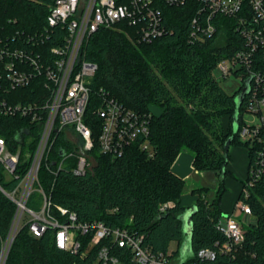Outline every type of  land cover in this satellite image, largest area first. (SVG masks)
<instances>
[{
	"label": "trees",
	"instance_id": "16d2710c",
	"mask_svg": "<svg viewBox=\"0 0 264 264\" xmlns=\"http://www.w3.org/2000/svg\"><path fill=\"white\" fill-rule=\"evenodd\" d=\"M55 0H0V31L19 45L39 53L44 62L52 61V46L62 42V26L48 28L47 15ZM118 3L128 0H116ZM162 13L165 31L151 41L140 38L141 23L122 20L111 27L101 26L87 35L81 58L96 62L98 69L90 87L91 103L86 122L91 126L94 147L90 151L88 169L83 174L73 171L77 158L70 156L59 162L66 151L75 147L61 133L47 162L40 168L39 181L52 202V210L62 221L65 217L57 206H64L78 215L81 221L98 220L111 228L122 227L142 235L143 243L153 251H169L172 241L176 248L172 257L181 263L180 255L186 240L181 215L189 206L182 204L185 180L172 170V165L185 148L193 151V166L216 169L221 176L217 196L210 201L198 196L193 214L194 232L191 254L182 263L197 261V251L224 241L225 235L217 226L223 214L220 205L225 190L224 177L230 172L231 155L226 142L247 148L249 171L255 150L242 141L239 129L243 123L245 97L239 117V129L234 132L235 96L226 91L215 74L217 63L244 45L237 30L236 17L216 14L217 30L211 36L196 39L191 35L192 18L198 11L197 0L170 4L155 0ZM48 28V31H47ZM49 33V34H48ZM264 62V57H262ZM44 91L33 92L29 87L13 91L10 100H29L42 97ZM103 92L139 114H150L147 135H140L120 156L100 150L98 142L102 119L94 112ZM230 121L226 130L224 116ZM21 120L0 117V134L12 136ZM147 143V147L143 143ZM242 180L245 187L246 181ZM20 178L7 179L0 163V185L13 189ZM204 189L208 190L206 187ZM245 199L251 206L255 222L248 225L243 244L232 255L219 254L218 261L229 264H264V173L248 188ZM197 190H193L195 193ZM32 194L28 205L40 207V195ZM241 191L239 198H243ZM172 201L164 211L161 204ZM16 203L0 189V253L3 241L10 233ZM93 232L77 238L78 252L60 248L54 232L47 229L34 235L29 223H23L16 233L4 264H101L98 253L106 246L119 264H138L127 246H120L112 236L92 242Z\"/></svg>",
	"mask_w": 264,
	"mask_h": 264
},
{
	"label": "built area",
	"instance_id": "2783aa9c",
	"mask_svg": "<svg viewBox=\"0 0 264 264\" xmlns=\"http://www.w3.org/2000/svg\"><path fill=\"white\" fill-rule=\"evenodd\" d=\"M180 5L187 0H164ZM198 11L192 18L191 35L204 39L216 30L214 16L222 14L236 17L237 30L244 39V45L230 56L217 63L220 77L232 73L241 75L242 85L251 77V90L243 123L239 129L240 139L248 142L255 150V158L249 171L243 198H239L236 209L252 214L248 188L253 186L264 173V0H197ZM155 0H55L47 15L48 28L62 26L64 33L58 36L62 42L52 46L55 54L52 61L44 62L35 50L12 45L11 40L0 31V117H18L21 122L12 136L0 134V163L7 179L20 178L16 186L0 189L16 203L12 228L19 222L29 223L30 231L42 235L47 229L54 232V241L60 248L78 252L81 242L78 232H93L92 242L97 243L106 236H112L120 246H127L138 264H182L172 257L171 251H153L143 243V236L133 234L126 228H111L104 222L81 221L76 212L58 205V212L52 210V202L39 181L40 168L47 162L49 153L63 133L75 147L66 151L59 162L70 156L77 158L73 171L83 174L88 169L90 151L94 147L91 126L86 122V112L91 103L90 83L96 74L98 64L81 58L84 41L90 33L101 26L111 27L122 20L141 23L140 38L151 41L162 35L160 8ZM47 28V31H48ZM49 34V33H48ZM241 85V86H242ZM29 87L35 94L43 92L40 98L10 100L13 91ZM102 102L94 112L102 119L98 139L100 150L113 156H120L127 144L140 135H147L150 114H139L120 101L103 92ZM247 115V116H246ZM147 147V143H143ZM93 159V158H92ZM36 192L40 195V207L28 205L29 197ZM172 201L161 204L164 211ZM217 226L225 240L217 241L213 247L197 251V261L185 264H229L218 261L219 254L233 255L243 244L247 225L232 213L219 216ZM11 230L5 246L9 244ZM5 247V249H6ZM5 254V250H4ZM101 264H119L116 256L102 246L98 253Z\"/></svg>",
	"mask_w": 264,
	"mask_h": 264
},
{
	"label": "rangeland",
	"instance_id": "374dc122",
	"mask_svg": "<svg viewBox=\"0 0 264 264\" xmlns=\"http://www.w3.org/2000/svg\"><path fill=\"white\" fill-rule=\"evenodd\" d=\"M215 74L219 79L223 88L230 93H233L234 91L239 89V87L242 85L241 75L238 73H232L227 77H220V70L216 68ZM246 113L247 111L243 113V118ZM229 121H230L229 116L227 115L224 116L223 118L224 130L227 129L229 125ZM185 150L193 154V151H191L190 149L185 148L183 151ZM231 154H232V159L229 163L230 172L227 173L224 177L225 190L220 201L221 208L223 210H228V211L233 210L234 206L236 205V200L238 199V192L242 184L241 178L246 174V166H247V154H246V148L244 146L236 145V144L232 145ZM92 160L93 159L91 157V159L88 160V163L92 162ZM189 167L191 168V169L189 168L190 178L186 180V184L183 189V192L185 194V201L190 202V204H192L199 195L202 197L207 196L210 199V201L214 200V198L217 196L218 188L221 182L220 173L216 169H199L196 167H192L191 162ZM192 183L198 185L195 188V190H197L195 193H193L194 189L191 190L190 187ZM204 187L207 188L208 193L204 189ZM34 196H36L35 198L38 199L39 193L35 191ZM20 227H21V222H19L18 226L15 225L12 228L10 237H12L14 234V238H15L16 233ZM6 241L7 238L3 241L2 248L6 247L5 246ZM12 243L10 245L9 251L11 249ZM8 246L9 244L5 249V253L8 249ZM175 246L176 243L171 242L170 247L175 248ZM9 251L7 253V256L9 254ZM189 254H191V252ZM4 259H5V254L3 253L1 257V264L4 262Z\"/></svg>",
	"mask_w": 264,
	"mask_h": 264
},
{
	"label": "water",
	"instance_id": "95a60500",
	"mask_svg": "<svg viewBox=\"0 0 264 264\" xmlns=\"http://www.w3.org/2000/svg\"><path fill=\"white\" fill-rule=\"evenodd\" d=\"M251 79H252L251 77L245 78L244 85L239 87L240 91L235 96L236 109H235V112L233 115L234 132H237L239 129L240 108H241V105H242L245 97L250 93ZM232 139H233V136H230L226 142V145H225L226 152L229 151V147H230ZM197 208H198V206L195 203V204L189 206L186 209V211L180 216L181 219L183 220V230L186 233V240H185L184 246L182 247L181 254L185 255L187 257L192 250L191 242H192V237H193V232H194L193 214L195 213ZM13 239H14V234L9 240V246H8V249L5 253V259H4V262L2 264L5 263L7 253L9 251V248H10V245H11ZM4 250H5V247L2 248V252H1V256H0V264H1V257H2V254L4 253ZM186 258H182L181 263H183L186 260Z\"/></svg>",
	"mask_w": 264,
	"mask_h": 264
},
{
	"label": "crops",
	"instance_id": "0c3cea01",
	"mask_svg": "<svg viewBox=\"0 0 264 264\" xmlns=\"http://www.w3.org/2000/svg\"><path fill=\"white\" fill-rule=\"evenodd\" d=\"M231 148H232V145L229 147V153H230L231 159H232ZM246 154H247L246 174L241 178V180H245L248 177V174H249V156H248L247 148H246ZM190 162L192 164V167H194L193 166V154H191L189 151L185 150V151H181V153L178 155L177 159L174 161V163L172 165L173 172L176 173L178 176L182 177L185 180V184H186V180H188L190 178V173H189V171L191 169L189 167L190 166ZM228 167H229V165H228ZM197 186L198 185L192 183V185L190 186L191 190L195 189ZM242 189H243V185L241 184V188H240V190L238 192V199H239V196H240V193H241ZM191 193H192V191H191ZM197 198L192 204H190V202H186L185 201V194L183 192L182 193V204L185 205V206H191V205L196 203ZM238 199L236 200V204H237ZM232 212H234L237 215L238 219L241 220L247 226L250 223L255 222V217L253 216V214H246L244 212H239L236 209V205L234 206L233 210H231V211L223 210V213H232ZM172 242L176 243V241H172ZM175 248H176V246H175ZM175 248L170 247L169 251L172 252ZM186 257L187 256H185V255H182V254L180 255V259L186 258Z\"/></svg>",
	"mask_w": 264,
	"mask_h": 264
}]
</instances>
